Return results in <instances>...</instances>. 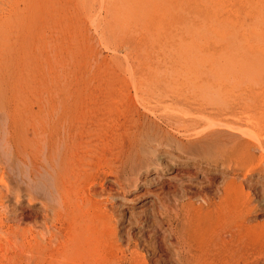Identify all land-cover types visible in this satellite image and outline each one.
I'll use <instances>...</instances> for the list:
<instances>
[{"label":"rangeland","instance_id":"rangeland-1","mask_svg":"<svg viewBox=\"0 0 264 264\" xmlns=\"http://www.w3.org/2000/svg\"><path fill=\"white\" fill-rule=\"evenodd\" d=\"M115 1L0 0V264H264V0Z\"/></svg>","mask_w":264,"mask_h":264},{"label":"bare ground","instance_id":"bare-ground-1","mask_svg":"<svg viewBox=\"0 0 264 264\" xmlns=\"http://www.w3.org/2000/svg\"><path fill=\"white\" fill-rule=\"evenodd\" d=\"M141 1V2H140ZM147 1L148 0H146L142 5H141V3L143 2V0H119V2H117L116 3V1H115V3L117 4L116 5V11L115 10H113V11H115L114 12V14L117 16V22H119V26L120 25H127L128 23H129V21L130 20H133V21H130V22H133V23H136L137 21H139L137 18H135V19H137V21L135 20V19H133L134 17L133 16H139V15H142L141 13H143V12H140V10L142 9V7H143V11H144V4L146 3V6H147V8L149 9V7L148 6H150V9L152 10V5H155V2L157 1H155V2H151L152 0H150V2L151 3H154V4H152L151 5V3L148 5V3H147ZM154 1V0H153ZM149 2V1H148ZM114 3V4H115ZM157 3V2H156ZM28 4V3H27ZM26 4V5H27ZM34 4V3H33ZM157 6H159L158 4H156ZM155 5V7H157ZM146 6H145V9H146ZM184 6V5H183ZM115 8V7H114ZM158 8V7H157ZM198 8V7H197ZM47 9V8H46ZM63 9V8H62ZM148 9L145 11L146 13H147V11H148ZM156 9V8H155ZM173 9H174V7H173ZM179 9V8H178ZM177 9V10H178ZM31 11V10H30ZM150 11V10H149ZM157 11V10H156ZM62 12V11H61ZM144 12V13H145ZM184 12V11H183ZM143 13V15H145ZM154 14V11L152 10V12H151V14ZM157 13H158V11H157ZM156 12H155V14H157ZM162 13V12H161ZM177 13V12H176ZM24 14V13H23ZM148 14H150V12H148ZM163 14V13H162ZM114 15V16H115ZM189 16H191V15H189ZM195 16V15H194ZM142 17H144L143 19H145V17H146V21H147V24H145V26L144 27H146V25H147V29H149L148 27H150L151 25H148L149 24V16L147 17V15L146 16H142ZM147 18H149V19H147ZM151 18H154L153 16L151 17ZM159 18H160V16H159ZM170 18V17H169ZM191 18V17H190ZM196 18H198L197 16H196ZM140 20L142 19L141 17L139 18ZM142 19V21H141V23H143V20ZM157 19V18H156ZM203 19V18H202ZM135 20V21H134ZM158 20H160V19H157L156 21L154 20V25H155V23H157V21ZM161 20H162V18H161ZM26 21H27V19H26ZM150 21H152V19L150 20ZM163 21V20H162ZM193 21V20H192ZM153 22V21H152ZM205 22V21H204ZM27 23V22H26ZM115 23V22H114ZM140 23V24H141ZM144 23H146L145 21H144ZM66 24V23H65ZM118 24V23H117ZM139 24V23H138ZM137 24V25H138ZM140 24H139V26H140ZM206 24V23H205ZM213 24V23H212ZM256 24V23H255ZM30 25V24H29ZM129 25V24H128ZM128 25H127V27H128ZM130 25H132V23L130 24ZM133 25H135V26H137L136 24H133ZM141 25H143V24H141ZM159 25H161V24H159ZM158 25V26H159ZM198 24H196V26H197ZM204 25V24H203ZM153 26V25H152ZM156 26H157V24H156ZM226 26V25H225ZM122 27V26H121ZM143 27V26H142ZM143 27V29H146V28H144ZM160 27V26H159ZM218 27V26H217ZM123 28V27H122ZM189 28V27H188ZM197 28V27H196ZM206 28V27H205ZM134 29H136L135 27H134ZM198 30V29H197ZM216 30V29H215ZM204 31H206V30H203V32ZM243 31V30H242ZM144 32V31H143ZM149 33V32H148ZM197 33V32H196ZM205 33V32H204ZM46 34V33H45ZM147 34V33H146ZM186 34V33H185ZM194 34V33H193ZM148 35V34H147ZM196 36V35H195ZM229 36V35H228ZM198 37V36H197ZM207 37V36H206ZM232 37V36H231ZM165 38V37H164ZM222 38V37H221ZM248 38V37H247ZM197 39V38H196ZM244 39V38H243ZM242 39V41H244ZM232 39H230V41H231ZM229 41V39H228V42H230ZM234 41V40H233ZM233 41H231V42H233ZM248 42V41H247ZM43 43V42H42ZM58 43V42H57ZM244 43V42H243ZM156 44V43H155ZM228 44H230V43H228ZM78 46V45H77ZM154 46V45H153ZM244 46H246V45H244ZM161 47V46H160ZM163 47H164V45H163ZM178 47V46H177ZM181 47V46H180ZM178 48L180 51H181V49L182 48ZM196 47V46H195ZM237 47H241V46H237ZM176 48V47H175ZM183 48H184V45H183ZM186 48H192V47H186ZM231 48H232V46H231ZM242 48V47H241ZM80 49V48H79ZM78 49V50H79ZM49 50V49H48ZM178 50V51H179ZM187 50H189V49H187ZM187 50L185 51V50H183V51H185V52H187ZM245 50V49H244ZM183 51H181L182 53H185V52H183ZM60 52V51H59ZM189 52V51H188ZM191 52H193V51H191ZM191 52H190V55H191ZM196 52V51H195ZM225 52V51H224ZM182 53H179V54H182ZM55 54V53H54ZM90 54V53H89ZM185 54H187L188 55V53H185ZM184 54V55H185ZM231 54V53H230ZM230 54H226V55H230ZM71 55V54H70ZM77 55V54H76ZM190 55H188V56H190ZM48 56V55H47ZM161 56V55H160ZM191 57V56H190ZM71 58V57H70ZM82 58V57H81ZM98 58V57H97ZM151 58V57H150ZM182 58V57H181ZM52 59V58H51ZM65 59V58H64ZM186 59H187V57H186ZM189 59H191V58H189ZM78 60V59H77ZM80 60V59H79ZM188 60V59H187ZM176 61V60H175ZM177 61H179V59L177 60ZM191 61V60H190ZM55 62V61H54ZM97 62V61H96ZM180 63V62H179ZM197 63V62H196ZM94 64V63H93ZM114 64V63H113ZM65 65V64H64ZM128 65V64H127ZM190 65H192V64H189V66H188V69H189V67H190ZM195 65V64H194ZM257 65H259V64H257ZM63 66V65H62ZM193 66V65H192ZM93 67V66H92ZM92 67H91V69H92ZM258 67V66H257ZM257 67H254V68H257ZM72 68V67H71ZM129 68V67H128ZM50 69V68H49ZM125 69V68H124ZM131 69V68H130ZM191 69V68H190ZM251 69H253V67H251ZM251 69H250V71H251ZM200 70V69H199ZM156 71V70H155ZM250 71H248L249 73H250ZM64 72V71H63ZM128 72V71H127ZM251 72H253V71H251ZM81 73V72H80ZM129 73V72H128ZM157 73V72H156ZM53 74V73H52ZM197 74H199V73H197ZM255 74V73H254ZM63 75V74H62ZM252 74H250V76H251ZM106 76V75H105ZM126 76V75H125ZM129 76H130V73H129ZM157 76V75H156ZM168 76H170V75H168ZM260 76V75H259ZM83 77V76H82ZM86 77V76H85ZM84 77V78H85ZM88 77V76H87ZM254 77V76H253ZM258 77V76H257ZM254 79V78H253ZM75 80V79H74ZM84 80V79H83ZM88 80V79H87ZM180 80V79H179ZM85 81H86V79H85ZM92 81V80H91ZM257 81V80H256ZM262 81V80H261ZM85 83V82H84ZM215 83V82H214ZM262 83V82H261ZM90 84V83H89ZM217 84V83H216ZM234 84V83H233ZM264 84V83H263ZM78 85V84H77ZM82 85V84H81ZM220 85V84H219ZM247 85V84H246ZM82 87V86H81ZM258 89H260V88H258ZM257 91V90H256ZM210 97V96H209ZM250 97V96H249ZM261 97H263V96H261ZM206 99V98H205ZM211 99V98H210ZM252 99V98H251ZM132 100V99H131ZM207 100V99H206ZM257 100V99H256ZM243 101H244V99H243ZM245 102V101H244ZM222 105V104H221ZM216 106H218V105H216ZM200 108V107H199ZM213 108V107H212ZM251 108H252V106H251ZM250 108V109H251ZM241 109V108H240ZM209 110V109H208ZM213 110V109H212ZM249 110V109H248ZM171 111V110H170ZM239 111V110H238ZM173 113H176V112H174L173 111ZM179 113V112H178ZM95 114V113H94ZM236 114H238V113H236ZM147 116V115H146ZM191 116V115H190ZM193 116V115H192ZM238 116V115H237ZM148 117V116H147ZM183 117V116H182ZM194 117H196V116H194ZM200 117V116H199ZM202 117V116H201ZM248 117V116H247ZM256 117V116H255ZM197 118V117H196ZM224 118V117H223ZM246 118V117H245ZM202 119H204V118H202ZM206 119H208V118H206L205 117V120ZM258 119V118H257ZM145 120V119H144ZM150 120V119H149ZM179 120V119H178ZM209 120V119H208ZM235 120V119H234ZM147 121V120H146ZM258 121V120H257ZM207 122V121H206ZM213 122V121H212ZM217 122V121H216ZM154 123V122H153ZM209 123V122H208ZM211 123V122H210ZM209 123V124H210ZM219 123V122H218ZM143 124V123H142ZM176 124V123H175ZM212 124V123H211ZM221 124V123H220ZM249 124V123H248ZM122 125V124H121ZM222 125V124H221ZM250 125H251V123H250ZM252 126V125H251ZM205 127V126H204ZM238 127V126H237ZM240 127V126H239ZM262 127V126H261ZM173 128V127H172ZM183 128V127H182ZM188 128V127H187ZM214 128V127H213ZM218 128V127H217ZM259 128V127H258ZM146 129V128H145ZM206 129V128H205ZM210 129V128H209ZM147 130V129H146ZM163 130V129H162ZM174 130V129H173ZM178 130V129H177ZM176 130V131H177ZM198 130V129H197ZM203 130V129H202ZM229 130V129H228ZM233 130H235V129H233ZM242 130V129H241ZM244 130V129H243ZM259 130V129H258ZM148 131H149V129H148ZM176 131H174V132H176ZM247 131V130H246ZM248 131H250V130H248ZM247 131V132H248ZM260 131V130H259ZM130 132V131H129ZM165 130L164 131H161L159 128L157 129H155V130H152V132L151 133H146V134H140V144H137L136 145V147H137V154H138V157L140 158V157H144V158H147L148 160L147 161H152L153 159H155V157H157V163H156V165H155V167H156V171L159 173V174H161L160 172L163 170V169H165L166 170V168H168V166L169 165H167L166 164V162L165 163H163L160 159V157L158 156L159 155V153H157V151H158V149L159 148H161V147H163V146H165V147H168V148H170V149H172V150H174V151H178V152H180V153H182V154H185V155H187V157L189 156V159H188V162L189 163H193V164H195V161H194V159H195V156H199V153L197 152V145L198 144H200V145H202L201 143V141H203L204 143H206V146H202V147H200L201 149H204V148H207V147H209V150L211 151V149H210V146L213 144H208L209 143V140L207 139V137L206 138H204V139H202V140H195V141H188L190 144V147H185L184 145H183V143L184 142H181V143H179V141H177V138L175 137V136H178V135H176V133L174 134V133H172V134H168L169 132L167 131V135H165ZM136 133H138L137 131H136ZM142 133V132H141ZM181 133V132H180ZM179 133V134H180ZM244 133H245V131H244ZM126 134V133H125ZM132 134V133H131ZM243 134V133H242ZM248 134V133H247ZM175 135V136H174ZM204 135V134H203ZM227 135V134H226ZM238 135V134H237ZM209 136V135H208ZM179 137V136H178ZM186 137V136H185ZM236 137V136H235ZM190 138V137H189ZM220 138V137H219ZM255 138V137H254ZM253 138V139H254ZM179 139V138H178ZM183 139V138H182ZM251 139V138H250ZM263 139H264V137H263ZM103 140V139H102ZM188 140V139H187ZM210 140H211V138H210ZM216 140V139H215ZM255 140V139H254ZM253 140V141H254ZM137 141V140H136ZM212 141V140H211ZM223 141H225V140H223ZM238 141V140H237ZM118 142V141H117ZM195 142V143H194ZM208 142V143H207ZM74 143V142H73ZM225 143V142H224ZM91 144V143H90ZM188 144V143H187ZM186 144V145H187ZM245 144H246V142H245ZM248 144V143H247ZM56 146V145H55ZM76 146V145H75ZM188 146V145H187ZM242 146V145H241ZM261 146V145H260ZM60 148V147H59ZM199 148V150H201ZM121 149V148H120ZM241 149V148H240ZM129 150H130V148H129ZM162 151V150H161ZM219 151V150H218ZM166 152V151H165ZM200 152V151H199ZM205 152H207V151H205ZM248 150H247V153L246 154H248ZM208 153V152H207ZM206 153V154H207ZM237 153V152H236ZM209 154V153H208ZM212 154V153H211ZM219 154V153H218ZM255 154V153H254ZM120 155V154H119ZM202 155V154H201ZM52 156V155H51ZM136 156V155H135ZM166 156H168V157H170V155L169 154H167ZM173 156V155H172ZM210 156V155H209ZM246 156H248L249 157V155H246ZM264 157V156H263ZM164 158H166V157H164ZM175 158H177V156H175ZM177 159H179V157L177 158ZM64 160V159H63ZM163 160V159H162ZM170 160V159H169ZM196 160V159H195ZM155 161V160H154ZM217 161V160H216ZM246 161V160H245ZM155 163V162H154ZM170 163V162H169ZM153 164V163H152ZM236 164V163H235ZM134 166V165H133ZM152 166V165H151ZM151 166H150V164H149V166L147 167L148 169H150L151 168ZM68 167V166H67ZM79 167V166H78ZM139 167V166H138ZM142 168H145V167H142ZM171 168V167H170ZM146 169V168H145ZM147 169V170H148ZM155 170V169H154ZM164 171V170H163ZM227 171V170H226ZM141 172V171H140ZM55 173V172H54ZM59 174L61 173V172H58ZM216 173V172H215ZM62 175H63V173H61ZM60 174V175H61ZM66 174V173H65ZM135 175V174H134ZM1 177V176H0ZM224 177V176H223ZM235 178V177H234ZM62 179V178H61ZM133 179V178H132ZM135 179V178H134ZM242 179V178H241ZM1 181V180H0ZM60 181V180H59ZM77 181H78V179H77ZM236 181V180H235ZM235 181H233V182H231V183H228L227 184V192L228 193H232L230 190H232V189H230V185H233V184H235L236 185V183H235ZM64 182V181H63ZM93 183V182H92ZM136 183V182H135ZM246 183V182H245ZM138 185V184H137ZM136 185V186H137ZM240 185V184H239ZM262 185V184H261ZM253 186V185H252ZM54 187V186H53ZM233 187H234V185H233ZM237 187V188H236ZM236 187L234 188L235 189V191L237 192V193H243V191H242V186L240 185V186H237L236 185ZM251 188V187H250ZM60 190H61V188H60ZM63 190V189H62ZM61 190V191H62ZM251 190V189H250ZM53 191V190H52ZM64 191V190H63ZM80 191V190H79ZM222 192V191H221ZM226 192V191H225ZM220 194V193H219ZM87 196V195H86ZM73 199V198H72ZM192 199V198H191ZM220 200V199H219ZM216 201H217V199H216ZM208 202V201H207ZM197 203V202H196ZM86 205V204H85ZM164 206V205H163ZM86 207V206H85ZM84 207V208H85ZM206 208V207H205ZM179 210V209H178ZM222 213V212H221ZM179 220V219H178ZM247 221V220H246ZM248 222V221H247ZM119 223V222H118ZM251 225V224H250ZM232 230V229H231ZM235 230V229H234ZM229 234V233H228ZM241 235V234H240ZM211 243V242H210ZM212 244V243H211ZM244 245V244H243ZM13 248V247H12ZM18 249V248H17ZM232 253V252H231ZM227 255V254H226ZM260 257V256H259ZM147 261V260H146ZM221 263V262H220ZM212 264V263H211Z\"/></svg>","mask_w":264,"mask_h":264}]
</instances>
